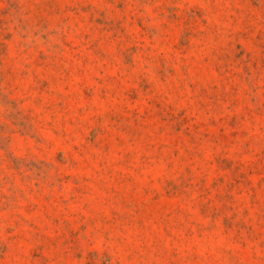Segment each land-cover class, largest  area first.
<instances>
[{"label":"rangeland","instance_id":"374dc122","mask_svg":"<svg viewBox=\"0 0 264 264\" xmlns=\"http://www.w3.org/2000/svg\"><path fill=\"white\" fill-rule=\"evenodd\" d=\"M0 264H264V0H0Z\"/></svg>","mask_w":264,"mask_h":264}]
</instances>
